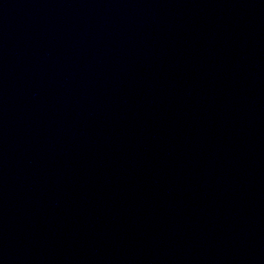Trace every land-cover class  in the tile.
<instances>
[{
	"label": "water",
	"instance_id": "obj_1",
	"mask_svg": "<svg viewBox=\"0 0 264 264\" xmlns=\"http://www.w3.org/2000/svg\"><path fill=\"white\" fill-rule=\"evenodd\" d=\"M264 205V0H0V264H202Z\"/></svg>",
	"mask_w": 264,
	"mask_h": 264
}]
</instances>
